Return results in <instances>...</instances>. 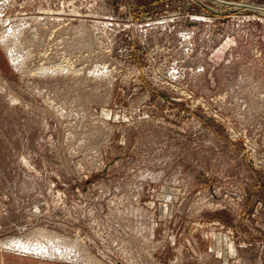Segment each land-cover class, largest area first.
<instances>
[{
    "label": "rangeland",
    "instance_id": "rangeland-1",
    "mask_svg": "<svg viewBox=\"0 0 264 264\" xmlns=\"http://www.w3.org/2000/svg\"><path fill=\"white\" fill-rule=\"evenodd\" d=\"M256 6L0 0V264H264Z\"/></svg>",
    "mask_w": 264,
    "mask_h": 264
},
{
    "label": "bare ground",
    "instance_id": "bare-ground-1",
    "mask_svg": "<svg viewBox=\"0 0 264 264\" xmlns=\"http://www.w3.org/2000/svg\"><path fill=\"white\" fill-rule=\"evenodd\" d=\"M255 8H257L258 10H260V11H263L264 12V8H262V7H260V6H256ZM6 43V42H5ZM15 62L14 63H16L17 61L16 60H14ZM20 61V60H19ZM43 66V65H42ZM45 66V65H44ZM63 66V65H62ZM67 66H68V64H67ZM65 67V66H64ZM70 67V66H69ZM58 68V67H57ZM51 69V68H50ZM50 69L46 66V68H44V69H42L43 71H50ZM59 69H60V67H59ZM62 69V68H61ZM68 69V68H67ZM38 70V69H37ZM36 70V71H37ZM55 70H58V69H55ZM55 70H54V72H55ZM66 70V69H65ZM69 70V69H68ZM41 71V68H40V70L38 71V72H40ZM42 71V72H43ZM59 72H60V70H59ZM61 72H63V70H61ZM68 72V71H67ZM56 73H57V71H56ZM41 74H43V73H41ZM44 74H45V72H44ZM53 74H55V73H53ZM53 235V234H52ZM53 237V236H52ZM48 246H38V248H37V251L38 252H44V253H42L41 254V256H38V255H40V254H36L35 256H38V257H40V258H43V259H48L50 256H48V255H44V254H46V253H49V251H48V248H47ZM53 247V246H52ZM30 248V247H29ZM54 249V248H53ZM56 249V248H55ZM49 250H50V248H49ZM57 251H56V253L59 251L58 250V248L56 249ZM52 251V250H51ZM50 251V252H51ZM23 253H30V252H23ZM31 254H33V253H31ZM58 254V253H57ZM62 254V253H61ZM60 253H59V256L61 255ZM34 255V254H33ZM51 258H53L54 259V257H51ZM58 258V257H57Z\"/></svg>",
    "mask_w": 264,
    "mask_h": 264
},
{
    "label": "water",
    "instance_id": "water-1",
    "mask_svg": "<svg viewBox=\"0 0 264 264\" xmlns=\"http://www.w3.org/2000/svg\"><path fill=\"white\" fill-rule=\"evenodd\" d=\"M229 5H231L232 3H228Z\"/></svg>",
    "mask_w": 264,
    "mask_h": 264
}]
</instances>
